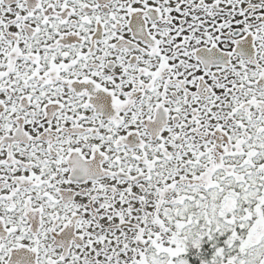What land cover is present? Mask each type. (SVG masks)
<instances>
[{
    "label": "snow or ice",
    "instance_id": "6c2138e0",
    "mask_svg": "<svg viewBox=\"0 0 264 264\" xmlns=\"http://www.w3.org/2000/svg\"><path fill=\"white\" fill-rule=\"evenodd\" d=\"M0 264H264V0H0Z\"/></svg>",
    "mask_w": 264,
    "mask_h": 264
}]
</instances>
